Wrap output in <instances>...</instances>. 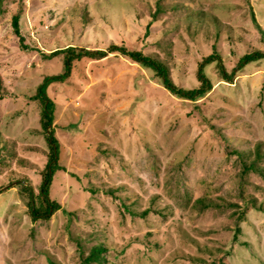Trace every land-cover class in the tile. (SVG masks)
<instances>
[{"label":"rangeland","instance_id":"obj_1","mask_svg":"<svg viewBox=\"0 0 264 264\" xmlns=\"http://www.w3.org/2000/svg\"><path fill=\"white\" fill-rule=\"evenodd\" d=\"M109 43L159 58L185 89L214 50L231 75L211 60V87L178 98ZM68 45L106 55L46 88L57 208L32 219L17 182L36 197L48 148L30 98L62 70L46 55ZM254 49L264 0H0V264H84L96 244L103 260L87 264H264V211L251 204L264 209V178L237 156L264 148V58L234 67Z\"/></svg>","mask_w":264,"mask_h":264},{"label":"trees","instance_id":"obj_2","mask_svg":"<svg viewBox=\"0 0 264 264\" xmlns=\"http://www.w3.org/2000/svg\"><path fill=\"white\" fill-rule=\"evenodd\" d=\"M21 13V10H18L14 14L11 15L10 24L12 26L13 33L18 36L19 40L22 41V37L19 32L18 27V17ZM155 17V15L153 16ZM147 27V26H146ZM107 49L109 52H117L120 53L132 61L138 63L140 66L148 68L153 71L154 76L157 77V80L162 84L171 94L178 98L182 99H190L195 100L197 96L203 95L210 87V81L204 75L202 71V67L204 64L209 63L211 60H218L217 67L219 74L226 79H229L231 72L228 73L222 67L220 59L215 53V50L205 56L202 61L199 62L195 71V77L198 81V86L185 89L182 87H178L173 84L169 77V73L166 67V64L160 60L159 58L152 56L150 54H144L138 50L127 49L122 45H115L109 43L107 45ZM57 54H61L62 58V70L57 74L45 75L41 79V81L36 85L35 91L31 96V100H36L40 110H39V122L41 125V129L45 134V141L47 145L46 151V162L42 170L39 171L41 176V181L38 186V198L39 201L36 203L35 199L31 192V186L27 184H22V180H18V186L27 194V206L28 212L32 219L37 217L47 218V214L52 213L56 210L57 204L55 201L48 198V190L49 184L51 181V177L55 169H58L59 166L56 164L57 157V147L58 142L54 136L51 124L53 123V102L48 98L46 94L47 86L52 82H63L69 76L70 70L73 66L74 61H78L81 58H89V59H100L104 57L105 50L103 49H86L75 46H66L62 49H55L48 53L46 56H55ZM264 58V52L254 49L247 53L242 54L236 61V67H242L243 65ZM234 69V68H233ZM232 69V70H233ZM252 155V157H250ZM237 156L241 162V171L245 173L247 171L256 172L260 177L264 178V165H260L259 162L264 159V148H261L258 144L254 146L251 152H242L237 153ZM252 207H255L261 211L264 209L260 205H255V200L251 202ZM146 211H142L140 214L145 215ZM243 212L237 216L238 219L243 218ZM235 232H239V227L235 228ZM236 237V234H234ZM102 250L103 247L101 244H96L90 246L87 251V254L83 257L84 264H87L90 261L101 262L102 258Z\"/></svg>","mask_w":264,"mask_h":264}]
</instances>
